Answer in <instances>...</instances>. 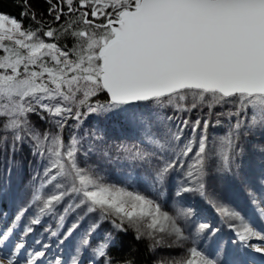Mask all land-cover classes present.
Instances as JSON below:
<instances>
[{"label":"snow or ice","instance_id":"1","mask_svg":"<svg viewBox=\"0 0 264 264\" xmlns=\"http://www.w3.org/2000/svg\"><path fill=\"white\" fill-rule=\"evenodd\" d=\"M45 2L50 21L43 13L38 18L29 0H20L21 17H29L35 28L0 13V132L4 134L0 142L11 133L15 151L16 143L27 138L33 155L46 161L43 173L33 177L39 184L32 183L29 199L12 224L0 230V246L7 247L20 222L34 209L18 242L0 255V264H20L25 256V264H38L45 252L28 251L24 237L42 218L56 219V230H47L54 237L62 234L63 243L92 213L98 215L81 237L71 264H83L81 251L90 246L89 238L105 220L116 233L131 229L135 239L150 240V251L162 246L165 236L174 238L170 247L191 238L193 246L186 256L167 264H264V255L257 261L248 251L264 254V227L258 224L264 222V194L248 193L255 219L217 198L209 189L212 150L198 131L201 126L207 130L210 121L178 115L207 108L211 116L217 106L232 105L228 112L216 113L230 120L216 156L223 171L239 167L235 158L241 130L264 129V0ZM56 23L59 27H53ZM64 36L73 38L71 48L58 43ZM102 92L107 93L103 103L91 102ZM169 108L172 115L161 111ZM29 114L56 131L40 132L30 123ZM90 114L139 136L146 147L132 158L150 170L138 180L159 198L167 196L161 189L170 173L182 169L184 179L175 197L198 193L234 233L231 242L239 247L229 253L225 243L214 241L220 228L206 220L189 229L196 214L192 207L177 208L172 215L142 192L104 183L102 177L82 168L81 138L73 133L65 143L62 131L69 119L78 128L82 117ZM92 150L89 145L88 151ZM153 158L163 163L153 166ZM115 244L110 231L92 248L89 264H113L108 250ZM56 264L66 262L57 259ZM123 264L134 262L129 259Z\"/></svg>","mask_w":264,"mask_h":264},{"label":"rangeland","instance_id":"2","mask_svg":"<svg viewBox=\"0 0 264 264\" xmlns=\"http://www.w3.org/2000/svg\"><path fill=\"white\" fill-rule=\"evenodd\" d=\"M102 18V17H101ZM98 96V95H97ZM96 97V96H95ZM95 97H92L95 98ZM97 101V100H96ZM91 101V102H96ZM232 105L224 107L217 106L213 110V115H208V109H194L191 113L178 114L184 119L195 121L198 117L201 120L207 119L210 121V126L207 130H203L202 126L199 132L206 136V144L208 149L212 150V159L210 163V171L212 178L209 180V189L215 193V196L224 202H230L240 208L245 216L255 219L253 207L249 202V191L256 193L258 196L264 194V129H242L239 139L237 140L236 151L239 153L235 158V164L231 172L223 171L220 168L219 158L216 156V150L219 148L221 138L229 132L230 120L226 115H216V113H226L232 109ZM86 109H81L85 111ZM166 115H172V110H161ZM46 116L47 114L44 113ZM30 123L40 132L51 131L55 132L56 128L50 125L45 120H41L35 114H29ZM106 121L103 117L95 114H90L87 117H82V123L79 127H74L76 121L69 119L67 125L62 131V137L67 143L71 134L75 133L81 138L82 152L78 155V161L82 168L90 170L93 174L103 178V182L114 184L120 187H127L129 190L140 191L152 199L157 200L162 210L169 212L176 211L179 207H192L195 210V216L189 221V229L194 227L195 222L206 220L211 224L220 228V231L214 237V241L223 242L227 245L229 253L235 251L239 245H233L232 233L227 224H221V219L216 211L199 196L198 193H184L181 198L175 197V191L180 182L184 179V172L177 168L170 173V176L161 190L166 191L167 196L164 199L158 197L157 193L151 188H146L138 178L143 177L146 171L150 170L149 166L140 160L133 159L132 156L146 146L140 143L139 136L130 130L121 128L118 124L110 123L109 128L98 130L97 123ZM219 121V123H217ZM235 122V117L231 118V123ZM246 133V134H245ZM4 134L0 132V136ZM185 135L191 138L190 129H186ZM6 142H0V230L9 227L21 207L30 197L32 183L39 184V180L33 181V177L37 173H43V163L38 155H33V149L30 141L26 138L24 143L17 142L13 151V141L11 133L7 134ZM243 137V139H242ZM246 145L244 153L241 152L242 146ZM89 145H92L93 150L88 151ZM115 146V147H114ZM120 148H119V147ZM198 147V145H194ZM244 147V146H243ZM254 149L252 154H248L247 149ZM245 149V148H244ZM251 150V151H252ZM87 152V155L84 153ZM242 153V155H240ZM191 155V154H190ZM240 155V156H239ZM241 156L242 163L237 161ZM162 159L153 158V166L161 165ZM241 168V169H240ZM10 169V172H9ZM141 169V173L138 172ZM219 169V170H218ZM239 170L247 172V176L241 175ZM225 187L231 186L235 189L236 195L232 197ZM50 187V186H49ZM230 188V187H229ZM238 191H237V190ZM238 194V196H237ZM179 200L174 204V201ZM174 206H177L175 209ZM62 210V205L58 206ZM34 215V209H30L20 222L15 234L7 243V247L0 246V255L12 250L14 244L20 239L23 228L29 223L30 217ZM97 213H92L81 224L75 233L67 240L63 239L61 234L58 237L51 236L47 229L56 230L57 221L55 218L46 216L42 218V222L37 225H32L33 231L24 237L25 246L28 251L41 250L45 252V256L40 258L38 264H56L57 259H60L66 264H71V258L76 253V248L80 245L81 237L88 227L95 221ZM173 215V214H172ZM71 223V219L68 224ZM65 225V230L68 226ZM183 224V221L181 222ZM259 226L264 227V222H258ZM113 232L114 229L110 221L105 220L100 224L95 232L92 233L90 246L83 248L81 251L80 260L83 264H89L92 256V248L101 243L108 232ZM129 231H132L129 229ZM134 233V232H133ZM135 234V233H134ZM185 234H189L186 229ZM147 244L151 241L144 238ZM173 237H164V244L157 247L152 253V259L156 264H167L168 261L179 259L186 256L187 249L193 246L192 239L182 242L179 246H169L172 243ZM252 243H257L253 240ZM44 245H48L44 248ZM214 248V245H213ZM259 261L260 253L253 252L248 249ZM26 256L20 261V264H25Z\"/></svg>","mask_w":264,"mask_h":264},{"label":"trees","instance_id":"3","mask_svg":"<svg viewBox=\"0 0 264 264\" xmlns=\"http://www.w3.org/2000/svg\"><path fill=\"white\" fill-rule=\"evenodd\" d=\"M29 4L35 10L38 18L40 17V14L43 13L44 18L46 20L49 21L51 20V17H48L47 15L48 5L46 4L45 0H29ZM63 7H65L66 10V6ZM21 11H22V6L20 5V0H0V13L7 14L11 17L16 18L17 20H22L24 27H28L29 25H31V27L33 28L37 27V25L29 17H21ZM64 19L65 17H62L61 22H63ZM101 19H103V17ZM53 27H59V24L58 23L53 24ZM58 43L61 46L66 45L67 48H71L74 44V40L70 36H64L61 37ZM106 99H107L106 94L102 92L98 96L93 98L92 101L97 100L98 102L103 103ZM97 126L99 127L98 130L100 129L105 130V128H109L111 124L105 121L104 122L99 121L97 123ZM243 146H242L243 150H241L242 153H244V151L246 150L245 143ZM251 150L252 149L249 148L247 149L248 154L253 153L254 149L252 151ZM242 153H240V155H242ZM242 157L243 156H241L237 161H240V163H242L243 162ZM154 166H156V164ZM141 171H142L141 169H138V172L141 173ZM239 171L241 175L247 176L246 171L244 170H239ZM224 188L225 190H227V192H229V194L232 197L236 195L235 189L233 187L224 186ZM174 208L176 209L177 206H174ZM179 208H183V207H179ZM175 212L171 211L173 215H175ZM114 236L116 239V244L108 250L111 259L113 261V264H123L124 261L129 259L132 260L134 264H156L152 259L153 251L149 250V245L147 244V241L145 239H141V240L135 239V234L132 231H128L126 234L114 232Z\"/></svg>","mask_w":264,"mask_h":264},{"label":"water","instance_id":"4","mask_svg":"<svg viewBox=\"0 0 264 264\" xmlns=\"http://www.w3.org/2000/svg\"><path fill=\"white\" fill-rule=\"evenodd\" d=\"M103 93H105V94H106V96H107V93H106V92H103Z\"/></svg>","mask_w":264,"mask_h":264}]
</instances>
